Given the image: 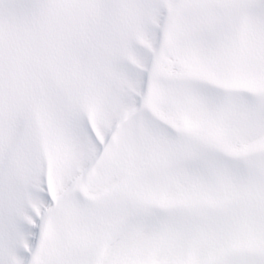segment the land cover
I'll return each instance as SVG.
<instances>
[{
    "label": "snow or ice",
    "instance_id": "snow-or-ice-1",
    "mask_svg": "<svg viewBox=\"0 0 264 264\" xmlns=\"http://www.w3.org/2000/svg\"><path fill=\"white\" fill-rule=\"evenodd\" d=\"M0 0V264H264V0Z\"/></svg>",
    "mask_w": 264,
    "mask_h": 264
},
{
    "label": "rangeland",
    "instance_id": "rangeland-1",
    "mask_svg": "<svg viewBox=\"0 0 264 264\" xmlns=\"http://www.w3.org/2000/svg\"><path fill=\"white\" fill-rule=\"evenodd\" d=\"M87 2L88 4L98 5L99 10L92 13H86V15H84L82 19L77 22L82 34L90 38L91 41V43H82L81 45V53L85 58H87L94 52L95 49L94 47H92V45H95L96 47H101L102 35L99 36V34L97 33H99L102 27H104V30H106L105 32L108 33L112 21V19H109L107 23L103 25L102 23L105 20V14L102 16V13H106L107 15V11L109 10L111 4L116 3L117 0H88ZM101 3L104 4L103 6L108 7V9L104 10L101 6Z\"/></svg>",
    "mask_w": 264,
    "mask_h": 264
},
{
    "label": "bare ground",
    "instance_id": "bare-ground-1",
    "mask_svg": "<svg viewBox=\"0 0 264 264\" xmlns=\"http://www.w3.org/2000/svg\"><path fill=\"white\" fill-rule=\"evenodd\" d=\"M73 1H74V3L88 4V2H87L88 0H69V2H73ZM101 1H104V0H101ZM114 4H115V3H112V4H111L109 10L107 11V12H108L107 15H106V13H102V16L105 14V17H104L105 20H104L103 23H102L103 25L106 24L107 21H108L109 19H112V21H111V26H110V28H109L108 33L105 32L106 30H104V27H102V28L100 29L99 33H97V34H99V36L102 35L101 47H102V46L105 44V42H107V41L110 39V37H111V33H112L113 26H114V23H115V10H114V8L112 7V5H114ZM103 5H104V4L101 3L102 8H103L104 10H105V9L107 10L108 7L103 6ZM111 10H112V11H111ZM91 13H92V12H91ZM84 15H86V13H85V14H81V15L78 17V19H77L76 22L80 21ZM103 33H104V34H103ZM84 45H85V44H84ZM87 47H89V46H87Z\"/></svg>",
    "mask_w": 264,
    "mask_h": 264
}]
</instances>
